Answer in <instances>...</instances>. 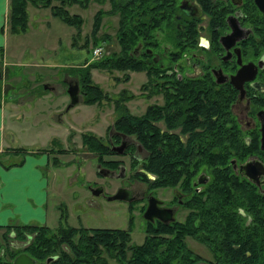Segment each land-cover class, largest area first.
Wrapping results in <instances>:
<instances>
[{
	"label": "trees",
	"instance_id": "1",
	"mask_svg": "<svg viewBox=\"0 0 264 264\" xmlns=\"http://www.w3.org/2000/svg\"><path fill=\"white\" fill-rule=\"evenodd\" d=\"M88 2L7 0L6 29L10 33L26 30L28 4L48 8L52 16L74 28L72 45L81 32L83 18L69 7L85 8ZM107 2L106 9L98 7L93 12L89 33L81 37L80 45H87L88 36L91 45L106 41L109 35H97L101 18L116 15L117 50L74 67L81 101L99 103L102 98L109 99L92 82L90 68L120 71L121 80L128 79V71H143L145 79L140 88L144 96L159 94L161 103L147 104L141 113H132L125 104L132 94L121 88L112 99L116 115L111 127L134 136L145 152L139 163L134 160L128 168L139 166L153 178L139 171L133 175L146 182L148 188L175 186L179 191H188L190 209L181 219L145 220L140 243H130L129 228L65 225L51 229L44 223L0 224V245L4 246L0 264H12V257L22 250L35 260L33 264H106L103 253L115 264H194L203 260L187 245V237L204 245L210 255L206 261L209 264H264V193L244 177L234 175L229 162L230 158L241 160L248 153L261 151L253 141L243 139L231 120V92L203 79L177 78L164 64L165 47L163 58L158 56L160 59L155 61L153 46L159 42L156 32L171 13L167 0ZM139 43L143 47L137 50ZM80 139L85 149L94 154L95 163L105 164L103 155L109 149L104 139L92 132L81 133ZM26 150L13 146L3 152L22 156ZM54 152L65 151L58 147ZM116 165L117 161L109 164L113 168ZM199 169L208 174V179L201 190H194L191 180ZM9 238L14 242L13 250L7 248Z\"/></svg>",
	"mask_w": 264,
	"mask_h": 264
},
{
	"label": "rangeland",
	"instance_id": "2",
	"mask_svg": "<svg viewBox=\"0 0 264 264\" xmlns=\"http://www.w3.org/2000/svg\"><path fill=\"white\" fill-rule=\"evenodd\" d=\"M97 1L89 0L85 8H79L76 5L69 7V11L77 12L83 18L81 32L76 37V43L72 45L69 44L71 35L75 33L72 26L52 16L48 8L27 5L26 30L21 33H9L8 31L5 33V47L8 52L4 55L7 61L16 62L8 64L9 74H16L18 77H14L15 79L9 81L0 78V102L15 100L18 93H20L19 89L15 92L13 88H8L7 85L9 84L7 82L19 83L15 90L19 87L24 90V87L27 89L32 86L31 81L27 80L30 72H36L35 75L40 76L39 80H44L37 86L38 89H41L46 81L52 83V87L43 90L47 95H50V100L45 98L42 105L37 104V107H41L43 111L36 115L38 119L36 126L32 124V120L35 118L36 100L23 103V118L17 123H23L29 131H26L24 135L21 132L19 135L17 134L18 137L16 143H14V146H22L26 149L37 147L39 150L52 151V153L47 154L48 163L44 166L46 181L45 208L47 213L45 224L51 229L65 225L129 228L130 243H140L143 239L145 225V219L141 215V207L145 204L144 197L148 193L147 183L137 177L130 176L134 179H130L129 189L136 196L135 200L130 203L122 199H106L100 193L97 195L92 194L88 186L102 184L104 188L107 183L117 185V181L115 179H111V181L107 177L102 178L100 174L96 173V163L93 160L94 154L87 151L82 145L80 134L92 132L104 139L110 131L109 125L116 115L112 106V99L118 95L121 88H124L126 93L132 94L125 101V104L128 110L135 114H139L147 104L160 101V97L148 98L142 96L144 92H140V85L145 79L143 71H128V79L121 80L120 71H107L104 68L94 67L90 68L92 82L98 84L107 93L109 99L102 98L99 103H85L80 99L74 105L65 108L68 95L64 91L65 83L62 82L77 81L73 71L74 67L81 65L84 59L86 62L96 59L91 53V48L100 45L102 54H109L117 50L114 38L116 15H103L101 18V26L97 35L103 33L109 35L106 41L91 45L90 36H88L87 45H80L83 41L81 37L87 36L89 33L95 9L98 7L106 9L108 7L107 0L100 3ZM15 47H19L24 51L20 64L19 58L11 57ZM153 53L157 54L156 58L160 56L162 59L163 47H153ZM158 53H161V55ZM41 57H44L46 62H53L52 64L57 62V64L54 66H37L35 62L38 60L40 62ZM89 57L90 59H88ZM1 74L0 69V76ZM116 76L119 78L118 80L114 78ZM17 78H21L20 81L18 79L19 82H17ZM2 98L5 101L1 100ZM54 108H58L56 112H58L59 119L52 114ZM35 128H37V131L34 130ZM62 145L65 146V152H54ZM53 155H55V159ZM18 156L21 155L7 154V156L0 157V160L2 162L15 161ZM124 163L122 175H130L132 170L128 168L126 160ZM116 187L107 188V191L104 192L112 193ZM163 190H165V193ZM168 191L163 187L150 189L153 196L160 194L158 197L164 199L169 196ZM177 217L181 218L182 214L177 215ZM186 242L192 250L204 257L201 261H208L210 255L203 244L189 237L186 238ZM13 243V240L9 238L7 248L10 247L13 250ZM62 247L66 249L64 245ZM0 248V252L2 251L3 254L4 246L1 244ZM103 255L106 264H115L113 259L104 253Z\"/></svg>",
	"mask_w": 264,
	"mask_h": 264
},
{
	"label": "flooded vegetation",
	"instance_id": "3",
	"mask_svg": "<svg viewBox=\"0 0 264 264\" xmlns=\"http://www.w3.org/2000/svg\"><path fill=\"white\" fill-rule=\"evenodd\" d=\"M167 3L170 4L171 13L156 32L159 42L153 47H165L164 64L170 66L169 70H173L177 78L188 76L203 79L214 87L221 86L231 92L228 103L231 120L239 127L243 139L253 141L261 152L248 153L241 160L230 158V166L234 175L244 177L264 193V172L250 179L238 170V164L249 159L259 160L264 170V143L260 145V126L264 122V0H167ZM135 47L139 50L143 46L139 43ZM156 55L153 57L155 61ZM236 72L239 75L234 82L229 81ZM153 96L160 97V101L151 103H161V95L151 94L148 98ZM109 127L110 131L104 137L109 152L103 155L105 164L101 166L105 168V174L98 173L99 163L95 168L102 178L115 179L117 185L107 183L104 188L102 184L96 185L101 186L100 194L106 199L113 193H105L107 188L125 187L129 199L122 200L130 203L136 197L129 189L130 179H134L133 173L141 172L142 168L137 166L130 175L123 176V164L125 166V160L126 164L134 160L139 163L145 152L134 136L114 130L111 124ZM120 142L124 145L122 150L112 148ZM111 161H117L116 167L109 166ZM151 176L149 178H153ZM207 179L208 174L199 169L191 180V186L194 190H201ZM157 187L169 190V196L165 199L158 197L160 194L155 196L159 206L172 211L173 218L166 222L181 219L190 209L188 191H179L175 186ZM151 188L144 197L145 204ZM145 204L141 207V213ZM180 214L182 217L178 218ZM156 219L154 217L150 222Z\"/></svg>",
	"mask_w": 264,
	"mask_h": 264
},
{
	"label": "crops",
	"instance_id": "4",
	"mask_svg": "<svg viewBox=\"0 0 264 264\" xmlns=\"http://www.w3.org/2000/svg\"><path fill=\"white\" fill-rule=\"evenodd\" d=\"M33 7V6H32ZM6 9H7V0H0V69L2 74L0 78H5L4 80L15 79L18 77L16 74H9L8 64L16 63L12 61H7L5 47V33L8 31L6 29ZM9 32V31H8ZM10 33V32H9ZM70 44V42H69ZM25 50V48H24ZM24 51L19 47H15L13 50L12 58H19V64L21 63V58H23ZM90 59V57L88 58ZM29 61V60H28ZM85 61H82L83 64ZM37 66H54L57 64H52L53 62H46L44 57H41L36 61ZM80 63V64H81ZM32 64V63H30ZM35 65V64H32ZM34 73H29V79L32 86L19 87L15 90V87L18 84H13L7 82L9 85L8 88H13L15 92L20 90V93L16 96L15 100L0 102V157L7 156L8 153H4V147H13L16 143L17 134L21 132L22 135L28 130V127L23 125L20 120L23 118L22 105L26 101H35L36 100V109H35V118L32 120L33 126L38 124V119L36 117L37 113L42 112L41 107H37V104L42 105V101L46 98L50 100V95H47L43 90L52 87V83L46 81V86L38 89V85L44 82V80H39L40 76L35 75ZM21 78H17V82ZM67 82V81H66ZM66 82L63 81L62 83ZM4 84V83H3ZM6 84V83H5ZM4 86V85H3ZM61 84L59 85L60 88ZM62 88V87H61ZM65 91V88H64ZM61 92V91H60ZM7 107V109H6ZM54 111V114L57 119L58 112ZM42 114V113H41ZM68 127V126H67ZM70 127V126H69ZM68 127V128H69ZM33 129V128H32ZM34 130L37 131V128ZM51 131V130H49ZM65 136V135H64ZM67 139V138H66ZM62 143V141H60ZM25 143V142H23ZM65 148V146H61ZM52 153L47 152L44 149L39 150L37 147L34 149H27L26 152L21 157L18 156L15 161H20L14 163V161L5 162L7 165L0 162V224H7L11 222H23V223H44L46 221V190H45V178H44V166L48 163L47 154ZM8 163H12L9 164Z\"/></svg>",
	"mask_w": 264,
	"mask_h": 264
},
{
	"label": "water",
	"instance_id": "5",
	"mask_svg": "<svg viewBox=\"0 0 264 264\" xmlns=\"http://www.w3.org/2000/svg\"><path fill=\"white\" fill-rule=\"evenodd\" d=\"M186 13H189V11L185 10ZM214 72V70H212ZM240 72V71H238ZM239 75V73H235L230 76L229 81L234 82V79ZM44 87L46 84L44 83ZM65 92L68 95V102L66 105V109L70 106L74 105L76 102H78L81 99V94L79 93L78 84L76 80H71L66 82ZM260 145L262 146L264 143V122L260 126ZM124 147L123 143L120 142L118 146H112L115 150H122ZM97 171L100 174H105L104 170L105 168L99 167L97 165ZM238 170L241 174L245 175L246 177L250 179L256 178V175H258L260 172H264L262 163L259 160L256 159H249L245 160L242 163L238 164ZM141 172L145 173L147 177H152L150 173L147 171L140 169ZM202 181V180H201ZM258 183V182H257ZM90 192L94 195H97L101 193L102 189L100 185H94V186H88ZM126 189L125 187L121 186L118 187L112 194L107 196V199H126L128 200L129 197H127ZM158 198L153 196L152 194L148 195L146 198V204L142 210V217L145 220H152L154 217L166 222L167 220H171L172 217V211L170 208L159 206L158 205ZM34 259L29 256L25 251H19L17 252L11 259L12 264H33ZM194 264H208L205 261H197Z\"/></svg>",
	"mask_w": 264,
	"mask_h": 264
},
{
	"label": "built area",
	"instance_id": "6",
	"mask_svg": "<svg viewBox=\"0 0 264 264\" xmlns=\"http://www.w3.org/2000/svg\"><path fill=\"white\" fill-rule=\"evenodd\" d=\"M101 46L100 45H96V46H93L91 48V52H92V55L96 58H98L101 54H102V51H101Z\"/></svg>",
	"mask_w": 264,
	"mask_h": 264
}]
</instances>
